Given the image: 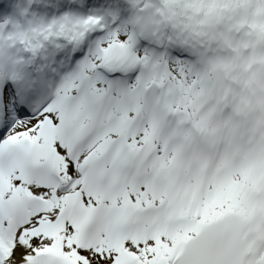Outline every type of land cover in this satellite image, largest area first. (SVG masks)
Here are the masks:
<instances>
[{"label":"snow or ice","instance_id":"snow-or-ice-1","mask_svg":"<svg viewBox=\"0 0 264 264\" xmlns=\"http://www.w3.org/2000/svg\"><path fill=\"white\" fill-rule=\"evenodd\" d=\"M0 264H264V0H0Z\"/></svg>","mask_w":264,"mask_h":264}]
</instances>
